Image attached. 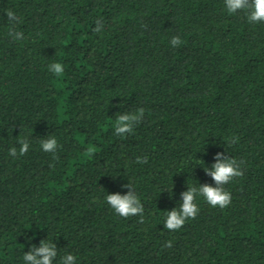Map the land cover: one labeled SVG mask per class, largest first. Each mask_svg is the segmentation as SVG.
<instances>
[{"label": "trees", "instance_id": "1", "mask_svg": "<svg viewBox=\"0 0 264 264\" xmlns=\"http://www.w3.org/2000/svg\"><path fill=\"white\" fill-rule=\"evenodd\" d=\"M141 107L133 134L115 135ZM23 137L28 153L11 156ZM218 152L243 161L229 206L200 197L195 219L164 228L182 192L215 186L204 168ZM127 183L143 223L106 202ZM46 239L54 264H264V23L224 0H0V264H25Z\"/></svg>", "mask_w": 264, "mask_h": 264}, {"label": "clouds", "instance_id": "2", "mask_svg": "<svg viewBox=\"0 0 264 264\" xmlns=\"http://www.w3.org/2000/svg\"><path fill=\"white\" fill-rule=\"evenodd\" d=\"M225 10L229 15L235 14L238 11L247 14V20L251 24L264 23V0H224ZM6 15L9 20L10 28L8 35L15 41L24 39V33L17 31L15 25L20 22V18L12 11L8 10ZM104 30L102 20H97L94 31L100 33ZM173 47L180 46L183 41L178 36H173L170 41ZM49 71L56 77L64 74V66L62 63L54 62L49 65ZM145 115L144 108H137L131 112L120 113L114 122V133L117 136L126 137L133 134L134 129L139 125ZM238 137H232L228 140L229 144H235ZM20 147L9 149V154L14 157L24 156L28 153L30 142L27 137H23L18 141ZM58 141L54 136H48L41 140V148L44 152L55 154L58 149ZM215 163L210 168L205 167L206 175L210 176L214 181L215 186L208 184H199L187 188L180 195L182 197L179 208H174L171 211H166V219L163 227L169 231L180 230L186 221L195 219L199 213L197 199L202 197L211 207L226 208L231 203V194L226 191L224 185L230 183L235 178L243 176L241 165L243 161H237L230 158L224 153H216L214 156ZM136 163H147V156L137 157ZM128 191L121 195L107 194V204L120 217L128 218L131 216H139L140 222H144V206L141 203L134 187L130 184L123 185ZM172 242L168 241L165 247H171ZM58 255V248L53 241L41 240L39 247L33 245L30 250L24 253L23 260L25 264H54ZM60 264H77L76 257L72 254H66L60 261Z\"/></svg>", "mask_w": 264, "mask_h": 264}]
</instances>
